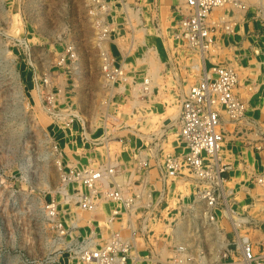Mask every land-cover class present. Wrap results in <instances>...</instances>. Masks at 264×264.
I'll list each match as a JSON object with an SVG mask.
<instances>
[{"label": "rangeland", "instance_id": "1", "mask_svg": "<svg viewBox=\"0 0 264 264\" xmlns=\"http://www.w3.org/2000/svg\"><path fill=\"white\" fill-rule=\"evenodd\" d=\"M120 1L113 0L117 23L111 41L101 44L92 0H0V264H83L61 239L48 207L57 203L59 218L69 228L65 241L100 230L110 208L106 203L97 213L82 212L73 188L61 182V163L86 167L112 160L129 177L142 154L184 150L177 123L183 95L198 79L195 56L171 45L174 11L165 12L159 6L163 12L159 33L151 22L158 0L139 1L147 21L139 22L144 11L136 12L133 24L125 22ZM238 1L246 8L229 5L225 12L216 11L235 15L237 20L233 32L219 35L217 52L222 59L224 47L246 54L242 80L252 83L250 92L259 100L240 135L252 147L253 138L254 143L261 142L258 132L264 131V0ZM101 45L126 65V78L114 89L102 71ZM230 62L239 64L238 59ZM36 75L47 76L50 84L42 88L43 78L37 82ZM146 77L151 86L141 92L135 82ZM231 126L228 123L232 131ZM253 149L262 154L264 169V148ZM176 187L170 194L174 199L184 193V186ZM250 204L234 209L247 212L242 217L249 222L240 227V234L258 241L259 253L264 247V194ZM201 207L198 204L195 209ZM74 222L82 227H74ZM182 223L177 240L190 246L195 264L233 261L223 257L227 243L221 245L220 235L225 234L228 243L239 241L232 219L210 223L193 212ZM229 249L241 257L236 244ZM203 252L205 263L198 258Z\"/></svg>", "mask_w": 264, "mask_h": 264}, {"label": "built area", "instance_id": "2", "mask_svg": "<svg viewBox=\"0 0 264 264\" xmlns=\"http://www.w3.org/2000/svg\"><path fill=\"white\" fill-rule=\"evenodd\" d=\"M139 1L142 0L134 5L129 0L120 1L126 16L125 22L133 24L132 15L136 12L143 14L144 10ZM92 5L91 13L95 12L93 14L99 17L97 22L101 26L102 44L111 39L117 23L113 14V0H92ZM229 5L246 8L238 0H180L174 8L177 16L171 26L172 46L186 49L193 54L194 66L196 70L199 69L198 79L190 85L180 102L177 137L184 145L182 152L166 151L158 156L153 153L148 157L142 154L129 170L132 172L129 177L125 174L126 170L112 160L98 166L86 167H65L61 163V182L73 188L82 212L97 213L106 203L110 208L100 230H91L85 236L65 241L69 228L59 218L57 203L52 202L49 205V216L55 220L61 239L79 262L195 264L197 258L187 243L178 241V237L168 241L158 234V225L174 230L178 228L179 221L192 217L193 212L183 217H170L173 207L171 189L177 188L180 183V186L191 185L194 200H186L190 195L182 193L175 197V209L188 210L200 204L203 207L199 214L207 222L217 224L225 217L232 219L239 241L227 242V251H223V257L232 258L233 261L224 264H264V247L258 253V241L240 234V227L249 222V219L242 217L247 212H236L231 204L234 194L226 189V173L231 168V164L225 161V142L230 128L228 123L232 125V134L238 136L251 121L247 114V101L237 93L239 71L233 63L222 59L217 52L219 35L233 32L237 24L235 15L216 12ZM158 11V3L154 2L151 22L159 32ZM139 22H143V19ZM101 48L102 71L114 89L115 84L126 78V65L118 63L109 48L103 45ZM64 62L65 57L59 64ZM42 78L35 76L37 82ZM43 82L42 88L50 84L47 76L43 78ZM150 84V78L147 77L143 81L135 82L141 92L149 91L145 88L151 86ZM47 94L50 95V92ZM59 114L70 116L71 113ZM66 120L70 122V119ZM83 126L86 136L84 122ZM258 133L261 142L251 143L252 147L261 150L264 148V131ZM136 175L139 178H134ZM252 183L264 194V171L256 173ZM64 191L68 194L66 188ZM250 206L252 204L246 207ZM247 217L255 221L249 214ZM73 224L76 228L82 227L78 222ZM232 244L237 245L240 258H236L229 249ZM198 258L205 263L204 252Z\"/></svg>", "mask_w": 264, "mask_h": 264}, {"label": "crops", "instance_id": "3", "mask_svg": "<svg viewBox=\"0 0 264 264\" xmlns=\"http://www.w3.org/2000/svg\"><path fill=\"white\" fill-rule=\"evenodd\" d=\"M180 0H158V6L161 7V9L163 10L164 7V11L167 12L168 8L169 10L172 12L174 11V7L179 3ZM131 2L136 3L134 0H132ZM159 7V15H160V19L162 21V17H163V12L161 13V9ZM224 12L227 11L224 8H221ZM121 12L123 13V11L121 10ZM144 16L143 20L144 22L147 21L146 18V14L144 11ZM171 19L172 22L171 24L174 23V20L176 18V14H174V12H172ZM249 21V20H248ZM125 24V22H124ZM171 45H173V43L171 42ZM224 51V56L226 55L225 59L230 62L231 60L236 61L238 59L239 64H235L233 63L237 69H239L240 72V84L237 88V93L244 99L247 101V114L249 112H252L251 114L255 113L256 109V103L259 100L258 97H256V93L250 92L252 88L251 84L249 82V80H247V78L245 80H242V76L244 73L243 68H245L244 65H242V60L244 59V56H246L245 53H236L235 50L233 49H228L227 47L225 48ZM112 52V50H111ZM113 53V52H112ZM223 56V57H224ZM222 57V56H221ZM246 69V68H245ZM255 80V79H254ZM253 80V81H254ZM255 82V81H254ZM253 82V83H254ZM186 93V92H185ZM263 113V112H262ZM262 113L260 114V116H262ZM180 114V112H179ZM257 117H259L258 115H256ZM263 118V117H262ZM178 123H179V116H178ZM178 123H177V128H178ZM231 130H228V137H227V141L225 142V152H226V162H229L231 164V168L228 170V172L226 173V189L228 192H233L234 194V198L232 199V206L233 208L236 207H240L242 206H247V204H249V202H252L257 195L260 193V189L256 188L252 181H251V176L255 173H259V172H263L264 169H261V166L263 165L261 163L262 161V154L258 153L257 151H255L253 149V147L247 145L245 143V137L244 135H229ZM254 136L251 135L250 138H253ZM253 140H256L255 138H253ZM252 140V142H253ZM264 155V152H263ZM182 191L184 192V194H188L190 196L186 197V200L192 201V199L194 200V195H193V190L191 188V185L189 186V184L185 185L184 188L182 189ZM236 199V200H235ZM171 203L173 205L172 209L170 210L171 216H175V217H180V216H186L189 214V212H201L200 210H196L195 208L193 209H188V210H179L175 209V207L177 206L176 203V199L171 198ZM237 204V205H236ZM219 212V211H218ZM167 225V224H165ZM166 226L163 227V225H158V230L159 231V235L163 238V239H167L168 241L171 238H175L178 237V228L175 230L172 229H164ZM166 230V231H165ZM167 234V235H166ZM170 234V235H168ZM169 236V237H168Z\"/></svg>", "mask_w": 264, "mask_h": 264}, {"label": "bare ground", "instance_id": "4", "mask_svg": "<svg viewBox=\"0 0 264 264\" xmlns=\"http://www.w3.org/2000/svg\"><path fill=\"white\" fill-rule=\"evenodd\" d=\"M149 87H150V86H146L145 89H147V88H149ZM111 120H112V119H111ZM107 142L109 143L110 140L107 139ZM63 190H64V189H63ZM67 195H69V194H67ZM228 213H229V212H228ZM181 224H183L182 221H181V222L179 221L178 229H181V228H182V227H181ZM178 229H177V230H178ZM175 230H176V229H175ZM179 231H180V230H179ZM177 232H178V231H177ZM179 234H180V232H179ZM179 234H178V235H179ZM178 235H177V236H178ZM220 235H221V241H222V244H221V245H222L223 247H225V245H226V243H227L226 240H225V234H221V233H220ZM180 236H181V235H180ZM180 236H179V237H180ZM182 236H183V235H182ZM219 241H220V240H219Z\"/></svg>", "mask_w": 264, "mask_h": 264}]
</instances>
